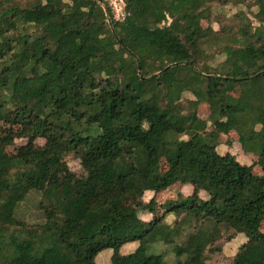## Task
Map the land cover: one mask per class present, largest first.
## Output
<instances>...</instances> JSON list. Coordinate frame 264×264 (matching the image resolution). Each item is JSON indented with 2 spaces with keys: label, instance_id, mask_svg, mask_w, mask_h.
<instances>
[{
  "label": "trees",
  "instance_id": "16d2710c",
  "mask_svg": "<svg viewBox=\"0 0 264 264\" xmlns=\"http://www.w3.org/2000/svg\"><path fill=\"white\" fill-rule=\"evenodd\" d=\"M120 1L0 0V264H264V0Z\"/></svg>",
  "mask_w": 264,
  "mask_h": 264
},
{
  "label": "rangeland",
  "instance_id": "374dc122",
  "mask_svg": "<svg viewBox=\"0 0 264 264\" xmlns=\"http://www.w3.org/2000/svg\"><path fill=\"white\" fill-rule=\"evenodd\" d=\"M110 4L112 6L118 7L119 5L122 6L121 1H117V0H110ZM240 10H245L244 6H238L235 7L234 5H228L226 6L224 9H222L223 13H225L228 16H232L234 14H236L237 12H239ZM114 15H115V11L113 10ZM248 16L250 19H253L252 15L250 13H248ZM255 22V21H254ZM204 25H206V23L204 22ZM215 28H219V26L217 24H215ZM204 70H209V68L207 66L203 67ZM210 110L209 107L207 105H202L199 109V115L201 118H205L209 115ZM238 140V136L234 133H231L229 136L225 135V136H220V141L225 143L227 141H230L231 145H222L218 148V152L221 155H225L227 153L232 154L233 156H235V158L242 164V165H253L254 163H256L258 161V157L252 155V154H246L243 152L241 145L237 142ZM26 143V140H17L16 141V146L14 148H11L8 150V154H13L15 153V150L18 146H22L23 144ZM39 144L43 145L44 144V140H39L38 141ZM66 161L70 167V169L78 175H81L82 173V166H81V162L79 160L73 159L71 156H67L66 157ZM254 174H256L259 177H264V171L257 165L254 168ZM192 187L188 186V188H184V194L185 195H191L192 194ZM169 196V198H167L168 200L171 198H175L176 196V192H170L167 193ZM152 196L153 193L152 192H147L144 196V200L142 202H149L152 200ZM201 196L203 198H206V196L204 194H201ZM167 200V201H168ZM33 199L30 200L29 204H27L26 206L23 207L24 212L27 213V216H24L27 220L29 221H33L37 215H36V210L34 208V205L32 203ZM140 202V201H138ZM141 219H143V221L145 222H150L151 220V215H149L148 213H142L140 215ZM36 220V219H35ZM167 220L169 223H173L175 221V217L173 215H169L167 217ZM262 230L264 231V223L262 226ZM247 241L246 237L243 234L238 235L236 238H234L232 241L227 242L222 240L219 245H222V251L221 253H217L214 255H210L208 264H232V260L234 258V256L237 254L240 246H242L245 242ZM155 253L156 254H161V253H165V258L168 262L170 263H174L177 261L176 255L175 253L172 252L171 247H168L164 244H157L155 245ZM111 251V250H110ZM103 256L100 255L97 257L96 262L97 264L101 263L103 261ZM111 258V257H110ZM110 262V261H109ZM124 262V261H123ZM122 263V262H121Z\"/></svg>",
  "mask_w": 264,
  "mask_h": 264
},
{
  "label": "crops",
  "instance_id": "0c3cea01",
  "mask_svg": "<svg viewBox=\"0 0 264 264\" xmlns=\"http://www.w3.org/2000/svg\"><path fill=\"white\" fill-rule=\"evenodd\" d=\"M188 188V186H186ZM186 187H183L182 188V192L184 194V188ZM185 196H188V195H185ZM162 196H159L158 198L155 197V194L153 193V196L152 198H156L157 200L161 199ZM149 215H151V220L152 218L154 217L152 214L148 213ZM150 220V221H151ZM137 248V244L136 243H128L126 245L123 246V248L121 249V254L123 256H126L130 253H132L135 249ZM101 255L103 256V261L99 264H111V260H112V256H113V252L110 251V250H107V251H104L103 253L100 254V257ZM111 257V258H110ZM110 261V262H109Z\"/></svg>",
  "mask_w": 264,
  "mask_h": 264
},
{
  "label": "built area",
  "instance_id": "2783aa9c",
  "mask_svg": "<svg viewBox=\"0 0 264 264\" xmlns=\"http://www.w3.org/2000/svg\"><path fill=\"white\" fill-rule=\"evenodd\" d=\"M113 10L115 11V18L117 20H122V18H123V6H120V5L118 7L113 6Z\"/></svg>",
  "mask_w": 264,
  "mask_h": 264
}]
</instances>
